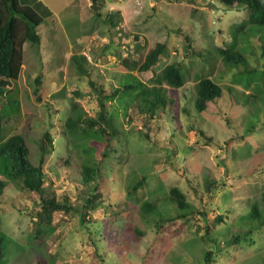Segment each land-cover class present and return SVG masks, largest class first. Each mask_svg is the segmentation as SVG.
<instances>
[{
	"label": "rangeland",
	"instance_id": "rangeland-1",
	"mask_svg": "<svg viewBox=\"0 0 264 264\" xmlns=\"http://www.w3.org/2000/svg\"><path fill=\"white\" fill-rule=\"evenodd\" d=\"M20 1L43 15L41 42L23 44L20 74L9 80L0 107L2 134H22L37 164L40 139L49 132L42 168L51 184L34 192L7 180L0 194L3 264H203L208 249L211 264H264V27L246 22L245 6L225 0H103L95 15L91 0ZM116 11L114 25L106 16ZM157 41L165 47L153 69L129 70L122 63L124 57L142 61ZM219 47L236 50L246 63L228 65ZM72 54L86 56L88 77L77 71ZM172 61L180 62L184 83L162 84L171 99L163 109L150 115L135 88L105 100L118 130L107 157L96 130L66 131L65 120L75 111L84 118L98 113L89 79L107 93L125 82L148 86L152 73ZM203 76L220 83L222 94L198 111L195 84ZM88 158L102 159L89 184L80 174ZM95 182L101 196L83 221L77 210ZM173 186L188 201L184 210L170 194ZM52 189L74 209L56 211L47 237L34 240L41 195ZM144 201L158 213L143 216ZM253 203L260 218L250 215ZM118 209L123 215L114 219ZM104 220L115 227L107 238ZM233 232L241 233L239 241Z\"/></svg>",
	"mask_w": 264,
	"mask_h": 264
},
{
	"label": "trees",
	"instance_id": "trees-1",
	"mask_svg": "<svg viewBox=\"0 0 264 264\" xmlns=\"http://www.w3.org/2000/svg\"><path fill=\"white\" fill-rule=\"evenodd\" d=\"M103 0H91V8L95 15H99V3ZM227 4L236 2L245 6L247 10L246 22L249 25L255 27H264V0H225ZM119 15L118 11L113 13H107L106 20L111 24H116V16ZM43 15L38 12L33 6L27 3H23L20 0H0V107L3 104V97L7 92V86L9 80L17 79L24 59L23 44L28 42L33 45H40L41 35L38 30V25L43 21ZM242 26V25H241ZM187 40L189 36H187ZM165 44L162 41L155 42V45L151 47L144 56L142 61L128 59L124 57L122 63L129 70L137 69L139 71H149L153 69L157 63L159 57L164 51ZM218 51L222 54L225 63L228 65L239 66V61L246 63L244 55L233 50L229 47H219ZM72 63L77 68V71L84 76H89V71L84 66V62L87 61L85 55L72 54L70 56ZM150 80L152 85L144 86L138 82L136 84L123 83L122 87H114L110 92H105L103 89H98L94 86V82L89 79V83L93 85V90L97 92L99 110L95 117H83L81 112H74L69 115L65 120V129L68 132L77 133H88L91 129L99 132L103 141L98 143L101 148L100 153L103 157H107L108 154L113 150L112 141L118 133V130L112 124V113L108 109L106 99H114L118 94L129 93V90L139 89L137 91L138 96L142 100L143 107L148 111L154 112L155 109H163L171 99L166 96L162 84H168L173 87H180L184 83V76L182 72V66L178 61H172L166 63L162 69L158 72H153ZM36 83H40V78L37 75L35 77ZM195 100L194 106L198 111H202L207 107L209 101L214 100L222 94V85L208 76H203L198 79L195 84ZM73 110L76 106H72ZM83 124V125H82ZM3 129V115L0 109V175L4 178H0V194L3 192L7 180L18 181L21 185L31 191L40 192L44 188H50L51 180L45 175L42 168V162L45 154L49 152L46 141L52 142L48 131H44L43 137L39 142L40 156L37 164H34L29 159V148L26 145L24 136L20 133H14L8 137H4L2 134ZM62 163H68V159L60 157ZM102 159L99 161L92 162V159L88 158L82 162L80 167V174L82 175L83 181L87 184L95 180L96 175L101 170ZM172 198L176 201L177 206L180 209H185L189 206L188 201L184 193L177 186H173L170 189ZM101 196V191L98 189L96 182L93 188L85 198V203L82 204V208L77 210L82 220L84 221L88 216L89 211L95 208L97 199ZM67 201H61L54 190H51V194L47 196L41 195L40 209L36 212V220L34 225L33 234L31 236L34 240H44L49 233L50 225L52 224L53 215L56 211L74 209L72 205L66 203ZM140 211L143 216L150 212L158 213L156 205L150 201H144L141 204ZM123 215V211L115 210L112 213V217L115 219L117 216ZM250 215L253 217L260 218L256 203H253L250 209ZM166 219H156L155 225L159 226ZM219 218H222L219 216ZM118 219V218H117ZM264 222V221H262ZM101 225L102 233L107 238L110 236L109 231H113L111 224L108 227V222H103ZM120 221L118 226L120 227ZM99 230V229H98ZM98 230L94 231L97 232ZM100 230V232H101ZM252 230L249 227L244 234H247ZM138 234H143L140 229H135ZM208 235L207 230H205ZM234 233V232H233ZM241 233H234L237 238L240 237ZM208 238V236H207ZM234 239V238H233ZM3 240L4 235L0 233V264L2 262L3 255ZM94 245L97 247L96 239L93 238ZM94 253L99 256L97 249ZM213 256V249H208L204 253L203 264H211V258ZM101 258V255H100ZM103 264H106L103 263Z\"/></svg>",
	"mask_w": 264,
	"mask_h": 264
},
{
	"label": "crops",
	"instance_id": "crops-1",
	"mask_svg": "<svg viewBox=\"0 0 264 264\" xmlns=\"http://www.w3.org/2000/svg\"><path fill=\"white\" fill-rule=\"evenodd\" d=\"M117 1H120V0H115V2H117Z\"/></svg>",
	"mask_w": 264,
	"mask_h": 264
}]
</instances>
